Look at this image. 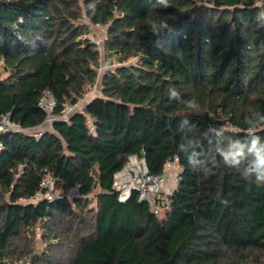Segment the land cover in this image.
<instances>
[{
    "label": "trees",
    "instance_id": "obj_1",
    "mask_svg": "<svg viewBox=\"0 0 264 264\" xmlns=\"http://www.w3.org/2000/svg\"><path fill=\"white\" fill-rule=\"evenodd\" d=\"M170 5L0 0V116L24 128L3 134L0 264L23 254L22 235L37 225L68 248L57 264H264V151L248 152L255 137L264 149V19H255L264 0ZM85 18L108 26L107 63L112 55L119 64L88 100L102 64ZM161 20L168 28L157 34L151 25ZM45 89L59 118L34 131L45 120ZM193 98L197 109L186 105ZM131 155L158 174L178 157L161 214L137 191L119 200L114 175ZM47 176L58 196L36 199Z\"/></svg>",
    "mask_w": 264,
    "mask_h": 264
},
{
    "label": "built area",
    "instance_id": "obj_2",
    "mask_svg": "<svg viewBox=\"0 0 264 264\" xmlns=\"http://www.w3.org/2000/svg\"><path fill=\"white\" fill-rule=\"evenodd\" d=\"M80 103H68L64 109V117H67L70 113L80 107ZM38 106L45 112L44 124L48 128L53 127L55 120L59 118L56 113L57 102L53 93L49 89L42 91ZM24 128L16 122H13L9 114H3L0 116V151L4 146L3 134L10 131H22ZM163 174L151 172L143 157L137 155H131L128 158L124 167L115 173L113 187L118 192V198L121 201L127 200L133 191H137L140 200H146L150 203L155 211H165L170 206V196L174 187L167 184L168 180L174 178L178 181V174L172 175V169L176 166L178 173L181 166L178 164V157L169 161L166 164ZM173 176V177H171ZM41 185L46 189L45 193H37L36 199L47 197L50 200L54 198L52 188L54 187L53 177H45Z\"/></svg>",
    "mask_w": 264,
    "mask_h": 264
},
{
    "label": "rangeland",
    "instance_id": "obj_3",
    "mask_svg": "<svg viewBox=\"0 0 264 264\" xmlns=\"http://www.w3.org/2000/svg\"><path fill=\"white\" fill-rule=\"evenodd\" d=\"M84 23L88 26L86 36L90 37L94 41L97 42L100 51H101V68H100V75L97 80V82L94 84L93 87L89 88L88 91L85 94V97L83 100H88L92 96L100 94V80L102 77L103 72L108 68H114L116 65H119L117 63V60L115 56L110 55V60L113 61L112 64L107 63V54L105 52L104 42L106 38V32L108 26L103 25H94L92 24L89 19L85 18ZM135 58H130L129 60L125 61L124 63H131L134 62ZM82 100V101H83ZM233 129V128H232ZM167 167V166H166ZM173 176L174 174H178V168L175 166L174 169H172ZM171 176V177H173ZM177 181L174 178H171L168 180L167 184L171 187H174L176 185ZM53 193L57 195L59 193L58 190H54V187L52 188ZM98 193V189H96L93 193L90 194V197L92 199V202L90 204V208H94L97 206V199L96 194ZM73 192L70 193L72 195ZM160 214L162 211H158ZM43 227L41 225H37L32 232H24L22 235V242L20 244L21 247L24 248V252L21 256L18 255V253L15 254L13 257L12 264H35L32 262V259L35 258L34 255L38 254L41 257L45 259H52L54 263H58V260L61 261L65 260L64 258L67 257L69 251L68 248L65 246V244L56 243L55 238L46 239L45 236H43ZM43 249L47 251L48 256H45L43 253ZM43 264V263H38Z\"/></svg>",
    "mask_w": 264,
    "mask_h": 264
},
{
    "label": "clouds",
    "instance_id": "obj_4",
    "mask_svg": "<svg viewBox=\"0 0 264 264\" xmlns=\"http://www.w3.org/2000/svg\"><path fill=\"white\" fill-rule=\"evenodd\" d=\"M156 4L163 7V8H168L171 6L170 0H156ZM255 19H257V20L264 19V11L257 13ZM151 27H152L153 32H156L157 34H159V32L161 30L168 28V24H167L166 20H161V21H159V25L157 26V23L155 21H153ZM169 96L171 98H177L178 97V93L175 90V88H172L169 90ZM186 105L192 109H197L199 107V105L197 104V102L194 98L186 101ZM261 123H264V117H261ZM261 151H264V149H261L259 147V138L258 137L253 138L251 140L250 146L248 148V152L259 155L261 153ZM235 155L242 157L243 153H237ZM225 159L227 160L228 157L226 156ZM257 182L258 183H264V173L260 174L257 177ZM222 203H227V202L224 201Z\"/></svg>",
    "mask_w": 264,
    "mask_h": 264
},
{
    "label": "crops",
    "instance_id": "obj_5",
    "mask_svg": "<svg viewBox=\"0 0 264 264\" xmlns=\"http://www.w3.org/2000/svg\"><path fill=\"white\" fill-rule=\"evenodd\" d=\"M110 60V58H108ZM109 62V61H108ZM45 127H47L44 123L42 125H40L39 127L35 128L34 131H38V130H42Z\"/></svg>",
    "mask_w": 264,
    "mask_h": 264
}]
</instances>
